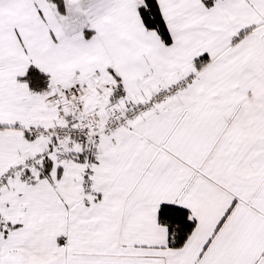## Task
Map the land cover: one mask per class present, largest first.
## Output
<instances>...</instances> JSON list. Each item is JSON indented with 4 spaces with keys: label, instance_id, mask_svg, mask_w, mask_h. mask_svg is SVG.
Returning a JSON list of instances; mask_svg holds the SVG:
<instances>
[{
    "label": "crops",
    "instance_id": "1",
    "mask_svg": "<svg viewBox=\"0 0 264 264\" xmlns=\"http://www.w3.org/2000/svg\"><path fill=\"white\" fill-rule=\"evenodd\" d=\"M139 1L62 0L59 12L49 0H0V241L12 249L0 251V263L108 255L114 264H190L203 255L185 251L199 232L215 233L227 217L239 231L252 217L233 218V207L264 218L251 200L264 184V0H148L154 28ZM199 57L208 60L195 68ZM30 65L49 76L46 93L22 79ZM94 73L127 95L175 93L101 138L85 193L80 147L61 152L30 130L51 128L54 93ZM31 159L28 173L15 171ZM162 203L187 209L194 222L179 248L168 246L158 220ZM34 225L63 233L64 251H14L18 240L8 235Z\"/></svg>",
    "mask_w": 264,
    "mask_h": 264
},
{
    "label": "built area",
    "instance_id": "2",
    "mask_svg": "<svg viewBox=\"0 0 264 264\" xmlns=\"http://www.w3.org/2000/svg\"><path fill=\"white\" fill-rule=\"evenodd\" d=\"M174 93L171 87L158 92L153 99L118 94L116 84L94 73L56 91L52 97L57 111L55 124L49 129L32 127L30 132L35 139L55 144L61 152L80 147L85 162L81 188L86 193L90 190L91 165L99 156L101 138L165 105ZM61 154L66 158V154ZM34 166L35 159H31L21 163L15 171L30 170Z\"/></svg>",
    "mask_w": 264,
    "mask_h": 264
},
{
    "label": "rangeland",
    "instance_id": "3",
    "mask_svg": "<svg viewBox=\"0 0 264 264\" xmlns=\"http://www.w3.org/2000/svg\"><path fill=\"white\" fill-rule=\"evenodd\" d=\"M259 188L257 195L254 193L253 195L255 197L252 196L251 200L253 206H262L256 208L264 213V184ZM235 202L234 198H231V206ZM245 206L246 205H237L236 209L233 207L231 213L233 211L237 213L233 218L245 216L253 217V215L249 213L251 211L250 208H248V210ZM226 210H228V208ZM228 218L229 217L217 222L215 225V233H208L207 236L205 235L202 238L201 236H203V233L199 232L200 234L198 233L197 236L198 239L194 238L192 240V244L190 243L192 246L190 245L185 251H197L198 255L200 252H203V255L202 257L195 255L193 257L195 259L190 261V264H264V218L256 216L252 220L251 218L246 220L244 225H240L242 229L239 231H231L229 229L233 224L232 221L230 223L228 222ZM213 226L214 225H211V228ZM31 227L34 228V233H28L25 230L23 232H18L16 235L13 233L9 234L10 231L7 233V235L9 234L7 237L8 240L13 236L18 240L14 243V251L28 250L35 251L39 254L51 251H64L62 243V240L64 242L63 233L53 231L45 232V229L39 226L38 231H36L37 226L34 225ZM17 229H20V227ZM0 243L2 244L0 251L12 250L11 247L6 245L5 239H2ZM78 259H80L83 264H114V258L108 255L104 257ZM172 260V258L168 257V264H179L178 261ZM163 261L164 260L160 261V263L163 264ZM5 263L4 260L0 264Z\"/></svg>",
    "mask_w": 264,
    "mask_h": 264
},
{
    "label": "trees",
    "instance_id": "4",
    "mask_svg": "<svg viewBox=\"0 0 264 264\" xmlns=\"http://www.w3.org/2000/svg\"><path fill=\"white\" fill-rule=\"evenodd\" d=\"M148 0H140L138 10L140 16L148 28H154L155 22L146 9L144 2ZM52 2L59 12L63 11L62 0H49ZM206 57H199L194 61L195 68H200L207 62ZM27 82L31 91L44 94L48 91L49 76L30 65L23 78ZM120 86H117V93L121 94ZM31 136V135H30ZM32 138V136H31ZM51 162L47 158L41 160L40 177H47L50 170ZM28 173L29 171H23ZM157 217L161 224L167 228V242L170 248H179L187 240L194 227V222L188 217V210L173 204L162 203L157 210Z\"/></svg>",
    "mask_w": 264,
    "mask_h": 264
}]
</instances>
